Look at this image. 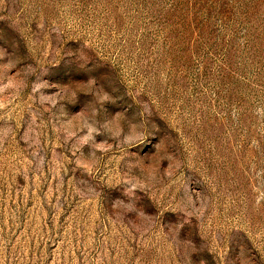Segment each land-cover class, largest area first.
Returning a JSON list of instances; mask_svg holds the SVG:
<instances>
[{
    "label": "rangeland",
    "instance_id": "1",
    "mask_svg": "<svg viewBox=\"0 0 264 264\" xmlns=\"http://www.w3.org/2000/svg\"><path fill=\"white\" fill-rule=\"evenodd\" d=\"M0 264H264V0H0Z\"/></svg>",
    "mask_w": 264,
    "mask_h": 264
}]
</instances>
